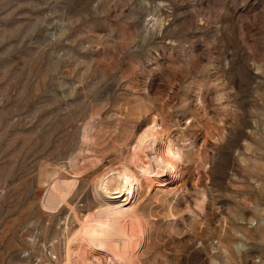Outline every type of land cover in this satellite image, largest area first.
Instances as JSON below:
<instances>
[{"label": "rangeland", "instance_id": "1", "mask_svg": "<svg viewBox=\"0 0 264 264\" xmlns=\"http://www.w3.org/2000/svg\"><path fill=\"white\" fill-rule=\"evenodd\" d=\"M86 237L93 264H264V0H0V264Z\"/></svg>", "mask_w": 264, "mask_h": 264}, {"label": "bare ground", "instance_id": "2", "mask_svg": "<svg viewBox=\"0 0 264 264\" xmlns=\"http://www.w3.org/2000/svg\"><path fill=\"white\" fill-rule=\"evenodd\" d=\"M159 126H160V123L158 122L157 116L156 115L151 116L149 118L148 122L146 123V125L143 126V129L140 131V134H139L137 141H136V147L142 148L141 144H143V142H144L143 140H145L148 137H153V136L158 137V135L161 132L160 130L162 129ZM159 128H160V130H159ZM166 146L167 147L165 149L164 157H161L159 159V161L161 160L162 162H165L169 167L174 168V161L175 160L173 161V158H180L181 157V150L179 147L174 146L171 142H169ZM133 149H135V148H133ZM146 166L145 167L141 166L140 170H141L142 174L147 175V173H150V172L148 171L149 170L148 166L147 167ZM175 168H176V166H175ZM113 170H114L113 168L108 169V170L102 172L98 176V183H100L99 186L101 185L102 188H104L103 193H106L107 189H118L119 191H121L123 188H125L127 190H130L132 184L134 185V183H135L138 185L139 180H140V178H139L140 172L139 173L135 172L131 168V166L122 164L119 166L118 170H116V173H115L116 176H114V177L110 176L109 177L108 173L110 171H113ZM96 192H97V197L98 196L100 197L101 193H99L98 191H96ZM103 195H105V194H103ZM102 204H104V203H102ZM106 204H108V203H106ZM201 208H203V207L201 206L200 209ZM126 212L131 215L132 213H135L136 211L133 207H129L126 210ZM78 244L79 245L75 248L74 251H75V256L78 257L79 262L81 264H93V263H89V259L87 256L93 257L96 261H101V260H103V258L106 261H112L113 245H112L111 241L103 244L106 248L102 247L103 245H101V247L93 245V244L89 245L88 237H86L85 240L80 241V243L78 242ZM98 264H99V262H98Z\"/></svg>", "mask_w": 264, "mask_h": 264}]
</instances>
